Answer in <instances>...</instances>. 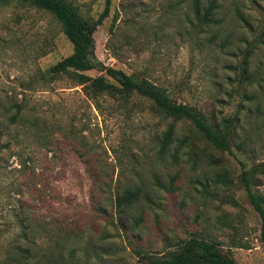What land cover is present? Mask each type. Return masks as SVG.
I'll use <instances>...</instances> for the list:
<instances>
[{
  "label": "rangeland",
  "instance_id": "374dc122",
  "mask_svg": "<svg viewBox=\"0 0 264 264\" xmlns=\"http://www.w3.org/2000/svg\"><path fill=\"white\" fill-rule=\"evenodd\" d=\"M67 1L91 19L104 5ZM191 2L110 0L94 55L220 129L232 119L230 153L209 148L188 122L156 117L144 100H93L64 76L43 79L70 44L48 14L0 1V264H141L142 254L191 236L217 243L235 264H264L260 219L238 180L241 169L257 168L251 189L264 196V0H218L215 25H198ZM84 74L112 82L104 71ZM16 108L54 139L31 140L11 125ZM168 126L172 143L160 153ZM188 134L191 158L178 144ZM124 187L144 197L116 212Z\"/></svg>",
  "mask_w": 264,
  "mask_h": 264
},
{
  "label": "trees",
  "instance_id": "16d2710c",
  "mask_svg": "<svg viewBox=\"0 0 264 264\" xmlns=\"http://www.w3.org/2000/svg\"><path fill=\"white\" fill-rule=\"evenodd\" d=\"M1 1V0H0ZM15 1L20 5L39 10L48 14L56 23L62 36L71 46L69 55L51 65L41 75L43 79L54 80L62 76L72 84L79 86L84 94L95 100L101 96L127 104L133 102V98L144 100L148 103V111L161 119H169L173 122L185 121L191 124L202 141L209 147L219 152L230 153V127L232 119H222V127L218 123L208 122L204 115L194 107L177 103L170 97L165 88L156 86L144 78H136L126 75L121 71L104 68L96 60L94 55L93 33L104 18L108 15L110 0H104L102 11L95 19L83 18L67 0H2ZM218 0H208L201 7L198 0H192L191 9L198 25H215L218 9ZM246 50L241 59L240 77L247 78L246 63L249 55ZM90 70L104 71L112 80L107 81L103 76L89 77L84 72ZM250 100V96H244ZM136 100V99H134ZM20 108H16L9 117L11 125L18 126L21 131L27 132L31 140L50 137L54 139V132L36 117L25 116ZM66 137V136H65ZM173 130L168 126L161 134L158 150L164 153L172 143ZM67 138V137H66ZM179 145L186 148L184 153L189 158L196 154L197 146L193 135L183 136ZM240 148V146H238ZM177 151V149H175ZM257 168L241 169L239 183L245 191L247 201L260 219V238L264 241V196L252 191L253 175ZM224 177V176H223ZM144 193L138 187H124L114 194V207L116 212H122L133 206ZM137 223V222H135ZM141 264H235L228 252L220 249L219 245L211 240L191 236L184 241H179L158 255L142 254ZM21 264H26L22 262Z\"/></svg>",
  "mask_w": 264,
  "mask_h": 264
}]
</instances>
